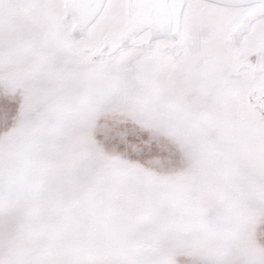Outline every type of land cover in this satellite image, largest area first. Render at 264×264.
Segmentation results:
<instances>
[{
    "label": "snow or ice",
    "instance_id": "1",
    "mask_svg": "<svg viewBox=\"0 0 264 264\" xmlns=\"http://www.w3.org/2000/svg\"><path fill=\"white\" fill-rule=\"evenodd\" d=\"M0 264H264V0H0Z\"/></svg>",
    "mask_w": 264,
    "mask_h": 264
}]
</instances>
